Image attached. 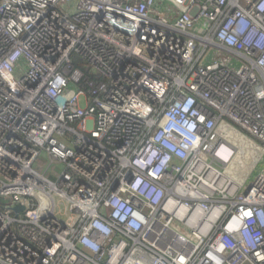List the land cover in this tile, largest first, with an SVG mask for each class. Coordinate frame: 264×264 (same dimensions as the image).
<instances>
[{"label":"built area","instance_id":"1","mask_svg":"<svg viewBox=\"0 0 264 264\" xmlns=\"http://www.w3.org/2000/svg\"><path fill=\"white\" fill-rule=\"evenodd\" d=\"M239 140L264 0H0V264H264Z\"/></svg>","mask_w":264,"mask_h":264},{"label":"rangeland","instance_id":"2","mask_svg":"<svg viewBox=\"0 0 264 264\" xmlns=\"http://www.w3.org/2000/svg\"><path fill=\"white\" fill-rule=\"evenodd\" d=\"M233 143L236 142L233 140ZM248 143L250 144L249 141ZM251 143V148H245L242 140L237 141V144H235L238 154L227 172L238 183L248 182L247 184H250L259 173H264V150L255 148V143ZM249 152L250 155L247 156Z\"/></svg>","mask_w":264,"mask_h":264},{"label":"water","instance_id":"3","mask_svg":"<svg viewBox=\"0 0 264 264\" xmlns=\"http://www.w3.org/2000/svg\"><path fill=\"white\" fill-rule=\"evenodd\" d=\"M0 201H1V202H5L3 199H0ZM20 210H22V207H19V208L17 209V211H20Z\"/></svg>","mask_w":264,"mask_h":264}]
</instances>
